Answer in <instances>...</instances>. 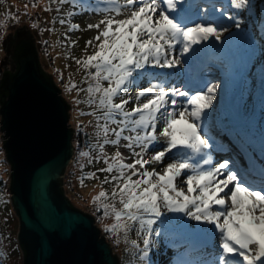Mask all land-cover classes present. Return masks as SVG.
<instances>
[{
  "label": "snow or ice",
  "instance_id": "1",
  "mask_svg": "<svg viewBox=\"0 0 264 264\" xmlns=\"http://www.w3.org/2000/svg\"><path fill=\"white\" fill-rule=\"evenodd\" d=\"M57 2L105 16L88 25L98 30L93 38L98 43L91 55L76 60L88 86L79 89L86 94L85 100L75 101L94 109L81 115L94 117L97 143L81 156L91 162L95 151L96 159L106 165L99 169L108 173L98 185L102 190L92 198L102 213L101 222L113 220L104 231L117 243L122 234L132 254L147 261L153 237L161 234L154 226L166 214H176L207 226L182 222L185 231L212 234L213 242L205 245L211 251L199 264H264V164L256 166L252 161L242 167L233 158L214 162L203 122L218 84L195 92L183 90L172 82L174 73L168 71L188 63L184 58L189 54L198 56L201 49L197 46L223 43L230 27H241L239 15L196 0ZM230 7L237 13L250 11L252 0H230ZM217 11L219 17L209 15ZM225 16L232 25L223 23ZM72 29L79 26L72 25ZM92 45L93 40L86 42V47ZM74 89L75 84L68 88ZM105 145L116 151L109 156ZM121 147L128 150L127 157ZM156 165L164 166L157 170ZM256 167L259 180L252 179ZM90 179L99 177L95 172L84 173L81 186ZM105 184L111 186L110 191L103 188ZM133 231L142 240V248L139 240H129Z\"/></svg>",
  "mask_w": 264,
  "mask_h": 264
},
{
  "label": "rangeland",
  "instance_id": "2",
  "mask_svg": "<svg viewBox=\"0 0 264 264\" xmlns=\"http://www.w3.org/2000/svg\"><path fill=\"white\" fill-rule=\"evenodd\" d=\"M122 2L123 0H121V3ZM196 2L200 4H207L209 6L215 4L217 8L223 7L228 14H238L239 18L243 20V23L241 24V27L239 29L230 27L229 32L224 34L223 43L210 41L206 45L197 46L201 49L198 56H192L191 54H189V56L184 58L185 60L189 59L187 60L188 63L183 64L177 69L168 70L174 73L172 82L175 83L178 87H181L183 90H191L195 92L197 90L194 89V87H187L185 85H182L181 83L183 81V78L185 77V74H183L185 68L188 66L190 67V65H192V61H200L204 59L211 60L214 58V56L224 59L229 55L231 56V65H217L219 67L217 73L219 77L216 79V84H218L219 87L217 88L213 99L214 105H216L217 100L219 101V95L221 94L220 99L223 100V103L228 106V102H230L231 107L235 111V107L239 106V104L242 103V100L244 101V99L247 97V85L242 82V86L241 84H239V82L244 77H250L249 87H251L250 92L252 98L254 99V102L252 101L248 111H250L256 117L260 118L264 123V53L262 52L264 50V46L261 45V49L259 47L262 56H258L259 50L254 45V40L257 39L260 34L258 21L260 19L259 14L261 15L260 10L263 8L264 3H261V0H252V8L250 11L237 13L236 10L230 7V0H210L207 1V3H204L203 0H196ZM25 5H28V7L25 8ZM101 6L103 7L104 5L102 4ZM8 13H11L12 16L18 17V19L12 20L9 17ZM209 15L219 17L220 12L217 11L215 13H209ZM122 18L124 17H116V19ZM253 18H255L256 20H254ZM61 19H63L65 23L61 24ZM102 19H105V16L100 13L81 12L79 8L74 7L72 4L67 2L64 4H59L57 0H0V24H6V27H0V62L3 60V55L5 54L4 50L2 49L3 40L9 35L16 33V30L19 31L24 27L26 31L31 30L39 48L40 63L42 64L43 68L49 74H52L54 72V69L60 71V75H55V78L59 80V77L61 76V80H59V83L63 84V94L67 98L68 104L71 106V127L73 129H77L79 128L78 125H85L84 130L90 135L91 145L97 143V137L95 135V119L91 115H81V113H90L94 109L92 107H89L86 103L78 104L75 102L78 99L81 101L85 100L86 94L82 91H79V89L87 88L88 86L86 83H84L85 71L82 66L77 65L76 60L82 59L86 57V55H91L93 53L94 46L98 43L93 38L98 34V30L96 28L88 29V25L97 24ZM223 22L227 23V25H232L233 23L232 21L227 20L226 16L224 17ZM33 24H35L36 26L33 27ZM72 25H78L79 29L73 30ZM100 27L101 29H103L104 25L101 24ZM230 32H234L235 36H225ZM89 40H93V45L86 47V42ZM43 46L47 48L46 52H44ZM52 62L54 63V65L52 64ZM251 64H254L253 70L248 71ZM206 70L207 71H205V73L213 71V69L210 70L209 68H206ZM210 75L211 74H208V77L204 78V85H208L205 84L207 80H212L210 78ZM71 84L77 85V89L69 91L68 88H70ZM133 95H135V90H133ZM236 95L239 97L238 100L233 97ZM179 100L182 102L184 98L181 97L179 98ZM131 106L132 105H128L127 107ZM229 109L231 110L232 116L234 117L233 110L230 107ZM240 110H242V107L240 108ZM207 114L210 115L211 113L208 112ZM234 120L238 122L235 117ZM204 125L205 120L203 122V132L206 138H210L209 142L213 145V148L210 151L214 162H223V160L225 159L218 154V149H220L219 141L216 140V138H214L211 133L204 128ZM2 136L3 133L0 130V164L4 165L5 153L3 151L2 142L4 140L2 139ZM238 136L239 134L236 130V135L233 134V141L235 144H237L235 140L238 138ZM237 145L239 149L244 153V151L240 147L241 145ZM114 149L116 151V148L111 145L104 146V150L109 156L114 153ZM149 151L151 152V150ZM123 154H127V157L129 155L128 150H124ZM91 155L93 157L91 162H89L87 158L81 157V159L79 158V166L73 167V170L77 174V178L75 179V187L77 189V192L86 201V206H90V208L92 207L96 210V208L93 207L92 198L102 190L98 185L101 181L104 180V177L107 176L108 173L99 171V169L106 167V165L104 164L103 160L96 159L97 152L94 151L91 153ZM168 155L171 154L169 153ZM244 155L246 156L245 153ZM126 162H128V160ZM131 162L132 161L130 160L128 163ZM167 162L168 160L166 157L165 163ZM247 164L249 165L248 157ZM82 166L89 172H95L99 179H95V181L94 179L86 180L85 186H81V183L79 182L80 176L78 173L80 172ZM163 166L164 165H156L155 167L157 170H159ZM6 168L10 169V165L7 164V167H3V169ZM255 172L259 173L257 170H255ZM252 179L259 180L255 176H252ZM103 188L108 189L109 191L111 190V186L107 184L103 185ZM6 194L7 201L11 203L9 190ZM162 218L165 220L161 221V225L158 228L163 227L164 230H167V233L171 234L177 231L179 235H174L173 238L167 239L166 241L158 242V240H156L151 246V249L153 250H156L159 245L166 249L172 244L178 246L182 245L181 247H185V244H188L191 246L189 247L190 249H193L196 246H204L202 250L199 247H196L192 251L189 250L194 256H202L206 248H208L205 247V245H210L213 242L212 234L210 232L206 234H193L185 231L181 227V223L186 222L189 224V226H196L201 228L207 226H198L194 221H187L185 217L171 213L166 214V216ZM174 222H176V224H174ZM112 223L113 220L105 219L103 222H96V225L101 230V232H103L105 226ZM19 225L20 223L16 214L5 215L2 220V240L0 242L1 264H24L22 253H18L17 249V234L20 231ZM105 239L107 240V238ZM119 239L120 242H116L115 244L107 240L113 247L114 255H117L120 258L119 264H144L143 261H139L137 259L138 254H132L131 244H126L124 242L122 234ZM133 239L139 240L134 231L129 235V240ZM182 239L186 241L185 244L181 243ZM191 241L195 243V246H193V243H190ZM139 243L140 247L142 248V240H139ZM10 257H12V259H9ZM7 259L10 261L8 262ZM163 264L168 263L165 262Z\"/></svg>",
  "mask_w": 264,
  "mask_h": 264
},
{
  "label": "water",
  "instance_id": "3",
  "mask_svg": "<svg viewBox=\"0 0 264 264\" xmlns=\"http://www.w3.org/2000/svg\"><path fill=\"white\" fill-rule=\"evenodd\" d=\"M29 35L24 27L6 37L0 62V74L12 75L0 80L1 132L24 264H119L96 220L65 196L63 178L76 152L71 106L41 71L35 48L16 55Z\"/></svg>",
  "mask_w": 264,
  "mask_h": 264
},
{
  "label": "trees",
  "instance_id": "4",
  "mask_svg": "<svg viewBox=\"0 0 264 264\" xmlns=\"http://www.w3.org/2000/svg\"><path fill=\"white\" fill-rule=\"evenodd\" d=\"M260 13H261V15L259 14L260 19L258 21V24H259L258 28H259L260 34H259V37H257V39L254 40V45L256 46V48H258V50H259V47L261 45L264 46V6L260 10ZM253 19L256 20L255 18H253ZM30 31H29V33H30ZM19 33L20 32H18L17 34H19ZM31 36H34L32 34V31H31L28 39L21 41V43L18 46V50L16 52L17 56H20V54L23 53L24 50H30L33 48H35V50L39 53V48H38L37 42L35 44L33 43V39L35 41H36V39H35V37H31ZM44 43H46V42H44ZM248 44H249V42H248ZM245 47H246V45H245ZM260 49H261V47H260ZM46 50H47V48H45L44 52H46ZM258 52H259L258 56H262L260 50ZM262 52L264 53V50ZM4 55H6V54H4ZM4 55H3V57H5ZM238 60H239V58H238ZM52 64L54 65L53 62H52ZM253 65L252 64L250 65L248 71L253 70V67H254ZM41 71L46 75V77L48 79L53 78L54 82L56 83L58 88L61 90V95L63 96L64 100L67 102V98L63 94V89H62L63 84L59 83V80H61V76L59 77L60 78L59 80H57L55 78V75H60V71L57 69H54V72L52 74H49L43 68L42 64H41ZM84 75H85V73H84ZM11 77H12L11 74L7 75V76L1 75L0 80H2V81L5 80V82L8 83V81H10ZM230 77H231V74H230ZM249 78L244 77L239 82V84L244 82L247 85V91H246L247 97L244 99V101L242 100V103L239 104V106L235 107L234 114H235V117L239 123L238 128H237V132H238L239 136L235 141H236V143L241 145V148L248 155L249 162L251 163L252 161H255V165L259 166V165H262L264 163V123L261 121L260 118L256 117L250 111H248L249 107L251 106L250 104L252 103V101L254 102V99L252 98L251 92H250L251 87H249V83H250ZM241 85L243 86V84H241ZM239 102H240V100H239ZM241 107H242V110H240ZM70 115H71V113H70ZM1 119L2 118L0 115V130H1ZM78 127L79 128L75 129V150H76L75 158H74V162L72 163V165L68 169L69 174L73 178V186L74 187H75V179L77 178V174H76V172H74L73 167L79 166V164H80L79 158L81 159V157H82L81 152H86L87 150H89V147L91 145L90 135L84 130L85 125H78ZM2 144H3V151L5 153V160H4V165L0 164V242L2 240L1 230H2V220H3L4 216L5 215H13V214L17 215V213L14 209V206L12 204V201H11V203H9L7 201V194L6 193L10 188V181L11 180H10L9 173L11 170V166H10V169H7V168L3 169V167H7V164H9V163L7 161V155H6V152L4 150V141L2 142ZM114 152H115V149H114ZM256 168H258V167H256ZM258 170H259V168H258ZM88 172L89 171H87L82 166V168L78 174L81 177L84 173H88ZM94 181H95V179H94ZM79 182H80V179H79ZM75 189H76V187H75ZM76 191H77V189H76ZM93 207H94V205H93ZM101 215H102V213L97 211V217L95 218L96 222H101V220H100ZM17 217H18V215H17ZM18 220H19V217H18ZM163 220H165V219L161 218V221H163ZM174 224H176V222H174ZM160 225H161V222H158V224L154 226L158 231H160L161 234L159 237H155V236L153 237V244L156 240H158V242L159 241H166L167 239L173 238L174 235H179V233H177V231H175L172 234L167 233L166 232L167 230H164L163 227L158 228ZM19 229H20V227H19ZM101 233H102L103 237L107 238V240H109L110 242H113L114 244L116 243V240L112 236H110L109 233L104 232V231ZM17 242H18V245H17L18 253L19 252L22 253L23 262H24V252H23V249L19 243V232L17 234ZM181 243L185 244L186 241L184 239H182ZM190 243H193V246H195V243L193 241H191ZM185 245H186L185 247H181L182 245L178 246V245L172 244L170 247H168L166 249L164 247H161V245H159L156 250H153V249L150 250L148 260L143 261V263L144 264H157L158 262L162 261V262H167L168 264H199V262H201L203 259H205L204 254L208 251H211V248L208 247V248H206V250L202 256H199V255L194 256V255H192V252H190L189 250L192 251L196 247L197 248L199 247L202 250L204 246L203 247L196 246L193 249L192 248L190 249L189 248V247H191L190 245H188V244H185ZM0 252H1V249H0ZM0 256H1V253H0ZM9 259H12V257H10ZM7 261L9 262L10 260L7 259Z\"/></svg>",
  "mask_w": 264,
  "mask_h": 264
},
{
  "label": "bare ground",
  "instance_id": "5",
  "mask_svg": "<svg viewBox=\"0 0 264 264\" xmlns=\"http://www.w3.org/2000/svg\"><path fill=\"white\" fill-rule=\"evenodd\" d=\"M207 1L210 0H203L204 3H207ZM240 20L242 24L243 20L242 19ZM224 24L227 25V23ZM225 36L234 37L235 33L230 32ZM217 65H221V66L231 65V56L228 55L224 59H221L220 57L217 58V56L216 57L214 56V58L211 60L204 59L200 61H192V65H190V67L189 66L186 67L185 70L183 71L185 77L181 82L182 85H185L187 87H194V89L196 90L204 89L207 86L204 85V78L208 77L207 76L208 74H211L210 78L212 80H207L205 84L210 85L211 83H216V79L219 77V75L217 74L219 67ZM206 68H209L210 70L213 69V71L205 73V71H207ZM233 97H235L236 100L239 99L237 95ZM220 98H221V94L219 95V101L217 100L216 105H214V103L212 102V108L207 111V113L210 112L211 114L210 115L207 114L204 128L207 129L211 133V135L214 138H216V140L219 141L220 143V149H218L219 156H221L224 159L233 158L242 167H247L248 166L247 157L239 149L238 145L235 144L233 141L234 138L233 134L236 135L234 117L232 116V112L229 109V106H226L223 103V100ZM163 263L165 262H158L157 264H163Z\"/></svg>",
  "mask_w": 264,
  "mask_h": 264
},
{
  "label": "built area",
  "instance_id": "6",
  "mask_svg": "<svg viewBox=\"0 0 264 264\" xmlns=\"http://www.w3.org/2000/svg\"><path fill=\"white\" fill-rule=\"evenodd\" d=\"M43 50L45 51V46H43ZM122 144L125 143L124 141L121 142ZM126 151L125 148L121 147L120 151ZM127 155V154H126ZM125 155V156H126ZM130 160H128L129 162ZM63 189L65 191V196L70 200L71 204L86 214L91 215L92 217L96 218L97 211L90 206H86V201L80 196V194L76 191L75 187L73 186V178L69 174L68 170L64 174L63 178Z\"/></svg>",
  "mask_w": 264,
  "mask_h": 264
},
{
  "label": "clouds",
  "instance_id": "7",
  "mask_svg": "<svg viewBox=\"0 0 264 264\" xmlns=\"http://www.w3.org/2000/svg\"><path fill=\"white\" fill-rule=\"evenodd\" d=\"M228 106L231 108V105H230V103L228 102ZM94 218V217H93ZM95 219V218H94Z\"/></svg>",
  "mask_w": 264,
  "mask_h": 264
}]
</instances>
